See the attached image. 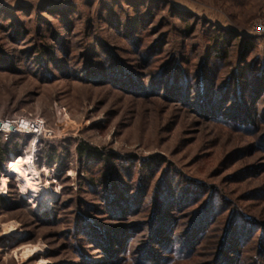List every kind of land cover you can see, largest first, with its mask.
<instances>
[{
  "label": "rangeland",
  "instance_id": "1",
  "mask_svg": "<svg viewBox=\"0 0 264 264\" xmlns=\"http://www.w3.org/2000/svg\"><path fill=\"white\" fill-rule=\"evenodd\" d=\"M258 21L264 0H0V121L45 128L18 134L0 173V264H213L228 229L250 234L237 263L264 264V93L250 127L197 105L206 79L209 97L225 95L244 40L245 67L264 68V36L250 33ZM222 32L238 40L204 67ZM80 147L103 161L81 160ZM29 172L40 193L22 180ZM111 182L137 195L134 212L113 215ZM207 202L217 215L194 253L179 251L172 225L173 248L149 239L156 215L181 236Z\"/></svg>",
  "mask_w": 264,
  "mask_h": 264
},
{
  "label": "trees",
  "instance_id": "2",
  "mask_svg": "<svg viewBox=\"0 0 264 264\" xmlns=\"http://www.w3.org/2000/svg\"><path fill=\"white\" fill-rule=\"evenodd\" d=\"M18 32L19 31H17V34ZM237 38L238 37H235L232 34L224 32L215 36L213 44L209 48L210 51H208L207 53L208 55L206 57V61L213 60L214 57L220 61L226 60L229 56L228 50L233 46L235 41L238 40ZM243 44L244 48L242 50V56L239 60V62L241 63L238 67L239 71L234 76H232L230 81L228 82V86L227 88H225V95L221 94L217 100H214L213 94H216L217 92L214 91L213 84L208 82L206 79V86L201 92L202 99L198 100L199 102H197V105L199 109H202L201 111H203L204 114H206L210 118H216L218 114L220 115L219 118H224L225 113H228L231 116L238 115L240 119H235L233 117L231 119H226L225 121L233 120V122L235 123L240 122V124L238 125L242 124L244 125V127H250L251 124H253L251 123V121L253 120V117H255L254 114L257 110L258 103H260V96H262L264 93V68L261 71L251 72L249 71V68L245 67L246 60L250 55L249 52L253 49V44L251 40H244ZM206 61L204 67L208 66L209 64L208 61L207 63ZM210 77L211 79H213L214 75H211ZM113 80L115 81V83L118 81L122 82V80H124L125 83H123L125 85L130 82L132 83V85L135 84V92L146 93L144 90H141V88H139V86L134 83L132 79H121V77H115L113 78ZM177 83L179 85L181 84L180 82H178V79L168 83L167 90H174L172 93L176 95L181 89V86L176 87ZM157 84H159V81ZM174 86L176 87V89L174 88ZM186 86L187 89L184 90L185 92L182 96L183 101H186V98L188 96L187 92L190 90L189 86ZM237 90L239 95H237ZM210 94L213 96L212 98L209 97ZM233 98H235L236 101H233ZM222 108L224 110H222ZM19 139L20 137L17 135L5 136L0 133V173L4 169L5 165L8 163L9 155L18 154L19 143L14 142H17ZM78 156L81 160L88 159L103 161L101 159L100 153H98L96 149H91L89 147L78 148ZM111 185L112 190L110 188L107 196L108 198L106 200H108V205L111 207V212H113V215L115 217H119V215L126 216L122 213L125 210H132L131 212H134V210L140 205V200H135V197L137 195H132V193H130L131 189H126L120 186L119 188L114 189V185H116V182H111ZM141 198L143 200V197ZM171 199L172 197H170V195L168 197H164L165 202H170ZM192 199L193 198L191 197L190 200ZM4 200L5 198L0 197V201ZM185 203L186 202H184V204ZM184 204H181L182 206L178 207L177 211H180L183 208ZM216 215L217 212L215 210V206H211L209 202L204 203L202 207H200V209L196 211V214L194 215L192 221L187 224L186 233L181 234V236L177 231L179 228L178 222L173 223L174 219H170V216H167L165 214H161L159 216L156 215L153 220H155L159 227L156 231H154V233H152L153 235H151L149 239L153 243L155 242L156 244L162 246L164 248V251H166L169 250V247L173 248L172 242H175V245L178 246L176 244L177 240L183 237L184 239L181 242V247L179 248V251H182L184 254L189 255L190 253H194L196 251V246L198 245L197 243H200V241L206 237V234L210 230L209 227L214 222ZM171 225L173 230L172 242L170 241V238L167 239V237H170L169 233H171ZM161 228L162 230H160ZM162 233L166 234L162 236ZM247 233L248 230L241 229L238 230V233H236V231L235 233H233V231L230 232L228 229L224 235V239L221 241V246H219V252L213 264H234V262L235 264H238L239 261L237 263L236 259L237 257L239 258V255L242 253H239V250H245V247L247 245L246 240L250 237V234ZM252 237H256V234H253L251 238ZM257 239L259 241V245L264 246V231L260 233V237H258ZM165 244L167 245L164 246ZM175 245L174 248L176 247ZM239 247L241 248L239 249ZM261 252V261L263 262L264 251ZM234 255H236L237 257L235 258Z\"/></svg>",
  "mask_w": 264,
  "mask_h": 264
},
{
  "label": "built area",
  "instance_id": "3",
  "mask_svg": "<svg viewBox=\"0 0 264 264\" xmlns=\"http://www.w3.org/2000/svg\"><path fill=\"white\" fill-rule=\"evenodd\" d=\"M253 35L264 36V21L255 22L250 31ZM0 133L5 136L29 134L35 137H40L45 134L44 124L40 121H31L27 119H20L16 121H0ZM14 130L11 131L10 128Z\"/></svg>",
  "mask_w": 264,
  "mask_h": 264
},
{
  "label": "bare ground",
  "instance_id": "4",
  "mask_svg": "<svg viewBox=\"0 0 264 264\" xmlns=\"http://www.w3.org/2000/svg\"><path fill=\"white\" fill-rule=\"evenodd\" d=\"M19 165V162L17 164H15L14 166ZM26 184L30 185V187L33 189V191H35L36 193H40V186L38 183V177L36 173L33 172H29V173H24V178L22 179ZM2 193L5 194L6 193V187L4 184H0ZM11 232V231H10Z\"/></svg>",
  "mask_w": 264,
  "mask_h": 264
},
{
  "label": "water",
  "instance_id": "5",
  "mask_svg": "<svg viewBox=\"0 0 264 264\" xmlns=\"http://www.w3.org/2000/svg\"><path fill=\"white\" fill-rule=\"evenodd\" d=\"M0 126H1V123H0ZM10 130H11V131H13V130H14V128H13V127H11V128H10Z\"/></svg>",
  "mask_w": 264,
  "mask_h": 264
}]
</instances>
